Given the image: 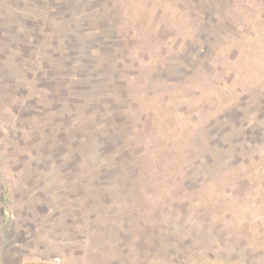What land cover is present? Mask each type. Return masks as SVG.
Segmentation results:
<instances>
[{"label":"rangeland","instance_id":"374dc122","mask_svg":"<svg viewBox=\"0 0 264 264\" xmlns=\"http://www.w3.org/2000/svg\"><path fill=\"white\" fill-rule=\"evenodd\" d=\"M97 121L120 141L98 161ZM0 195H57L83 226L162 210L223 231L186 264H233L264 229V0H0Z\"/></svg>","mask_w":264,"mask_h":264},{"label":"crops","instance_id":"0c3cea01","mask_svg":"<svg viewBox=\"0 0 264 264\" xmlns=\"http://www.w3.org/2000/svg\"><path fill=\"white\" fill-rule=\"evenodd\" d=\"M114 100L117 102L116 98ZM119 100L122 101V99ZM105 123L102 121L99 124L102 126L98 127L97 121L95 127L97 130L90 132L97 139L101 137L103 139L102 143L99 144V140L97 143L98 147L101 144H104V147H100V150L93 148L97 161L102 158L103 151L107 157L114 152L112 149L115 144L116 149L120 147L117 145L120 141L117 142L112 137L113 129L108 130ZM223 145L224 141L221 145L217 143L216 146H212L214 148L210 146L212 150L209 151L208 158L216 162L220 161V152H225L230 147L228 144L229 147L226 149L222 147ZM55 148H51L52 151L46 155L50 158L60 156V150ZM90 154L92 155V151ZM81 158V154L78 153L75 162L80 163ZM114 160L112 155L108 161L110 166L107 167L113 169L112 166L117 163H114ZM229 165L227 163V167ZM105 172L109 171L105 170ZM214 174L211 173V176ZM184 175L193 177L195 174H188L187 171ZM210 182L214 181H209L208 184ZM3 192L5 193V191ZM207 192V194L210 193L209 190ZM213 192L217 193L219 189H215ZM111 201L114 204L113 198ZM60 202L57 195H0V264H40L54 257L62 258L68 264H156L154 259L148 257V251H153L152 254L159 257L163 252L172 253L174 257L169 263L183 264L184 252L182 249L189 247L192 242L201 238H206V241H211L213 244L220 243L218 239L220 232H223L221 229L217 231V234H214V230H211V233L206 232V234L200 235V232L196 230L198 233L194 234V226L190 223L179 225L176 219L163 220L162 210L155 211L157 218L154 214L155 217L151 222L149 218L136 215L135 209L133 213H127L130 209L128 207H124L125 209L109 207L105 211H109L111 215H106L105 223L99 224L96 217L90 219L88 223L83 222V226L82 218L78 219L76 214V211L78 214L81 213L82 207L73 204L72 211L75 214L71 211L68 213ZM115 211L116 213L121 212L119 213L121 218H110ZM175 211L177 212L176 216L181 213L178 212V209ZM93 216L96 215L93 213ZM188 222H192V220L189 218ZM189 225L191 226L188 227ZM237 233L241 237H247V242L244 243V239L243 243L238 244L240 246L236 250L238 254L232 263L245 264L253 259L256 264H264V256H260L261 260L255 258L259 256V253L255 255L256 250L263 249L264 253V229L256 228L255 232L249 233L238 230ZM99 240L101 244L96 245ZM222 247L224 246H218V256ZM246 248L248 251L251 250V260H247L249 255H243L247 254ZM138 249L140 250L139 255L137 254ZM115 253L119 256H115ZM125 253H127L126 256H124ZM184 263L186 264L185 260ZM220 264H226L225 256Z\"/></svg>","mask_w":264,"mask_h":264},{"label":"built area","instance_id":"2783aa9c","mask_svg":"<svg viewBox=\"0 0 264 264\" xmlns=\"http://www.w3.org/2000/svg\"><path fill=\"white\" fill-rule=\"evenodd\" d=\"M40 264H68V263L62 258L54 257V258L47 259L41 262Z\"/></svg>","mask_w":264,"mask_h":264}]
</instances>
